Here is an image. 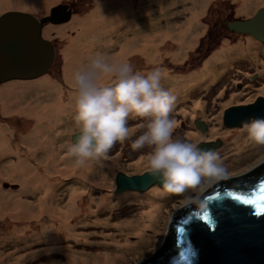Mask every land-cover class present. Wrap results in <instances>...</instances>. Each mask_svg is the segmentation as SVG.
<instances>
[{"label":"rangeland","instance_id":"1","mask_svg":"<svg viewBox=\"0 0 264 264\" xmlns=\"http://www.w3.org/2000/svg\"><path fill=\"white\" fill-rule=\"evenodd\" d=\"M66 1L0 0V17L8 12H18L26 13L39 20L41 17L51 15V11L49 12V10L52 8H54L52 12L55 10L62 12L64 9L59 8ZM77 1H81L82 6H77L74 3L72 9L67 7L70 11L72 10L68 20L55 23V25H46L42 28L41 36L43 39L53 42L55 46L54 59L48 72L33 79L12 80L0 85V187L6 193L19 189L21 185V177H8L7 175L9 174L3 170L4 163L14 161L9 160L7 157L18 158L15 154L8 155L7 149L15 150L22 148L23 144L28 145L31 141L26 142V140L34 139V135L38 133V127L41 130L46 125L49 127H53L54 125L59 126L63 121L66 124L62 126L60 131L68 132L69 123L74 121L75 92L72 84L73 73L82 67V62L86 64L89 57L96 53H103L108 57L111 55L110 59L119 61L115 57L119 49L117 46L119 43L116 46H113L111 42L108 46L105 44L108 40H114V38L123 41L125 36H120L119 32L126 30V25L114 34L113 31L108 29L97 28L98 17L100 15L98 13L97 0ZM192 3L193 0H164L162 9H158L156 7L158 6V2L154 3L146 0L144 4H146L145 13H147L148 20H146L145 26L141 28V32H138L136 28L134 36L130 34L132 33V29L128 30L126 36L136 37L137 43H140L144 33H148L149 35L156 33H165L167 35L169 33L170 36H166V38L157 42V45L162 42L175 44L176 41L172 38V34L173 32L178 31L179 33L182 31L189 22L192 17L189 11ZM253 3L246 11H239L238 0H212L209 3L198 2L194 9L200 10L202 8V12L195 18L196 22L192 26L191 31L186 34V37L191 36L192 46L182 57L176 59L169 54H163L159 56V59L151 60L140 52H133L127 59V62L132 64L134 70L147 72L158 68L160 71L172 73L169 78L171 80L173 77L186 80L202 66L201 62L209 59L224 41L235 45L239 41L249 38L254 42L253 46L247 48L250 49L249 52L247 51L250 54L249 56L233 60L229 67L224 69L222 75L214 77L213 82L208 81V83L204 84L206 85L205 87L204 85H197L195 88L185 90L187 96L184 97L183 102H175L173 110L170 113V118L175 122L174 139L198 142V144L208 141L220 142V146L216 148V152L219 153L227 169V174L223 177L226 179L240 177L264 163V158L261 161H259V158H256L259 153L264 154V146H254L248 139V145L241 146L237 137L233 140H228L223 132L228 131V135H231L229 131H240L243 126L227 128L222 121L223 112L227 108L242 105L250 100L253 101L257 95L264 96V76L252 68L254 63L249 64L250 59H259L257 64L263 65L260 70L264 69V64L261 62L262 56L257 57L254 55V53L261 52V47L264 48V44L250 35L230 32L225 27L226 23L230 20L251 18L255 15L257 9L264 6V1ZM108 12L109 10L106 8L103 14H107ZM63 15L65 16V14ZM84 24H90L91 28H84ZM167 28L170 29L169 32L166 31ZM91 29L95 35L99 36V41L95 43L92 40L87 44L89 48L87 47L86 56L82 61V45H84V43L82 44V36L85 35L84 32ZM71 48H75L77 53H72ZM164 48H166V45ZM176 84L177 82L175 81ZM175 85H172L170 81L166 82L165 85L162 83V86L170 91L176 88ZM40 86H42V90L38 92V87ZM45 96L48 99L44 100L43 97ZM196 102L198 105L193 107V104ZM69 107L72 108L69 109ZM63 109L66 110L63 111ZM37 112L39 113L36 114ZM49 112H51L50 115H48ZM59 117L63 120H59ZM23 118L27 120L29 125L24 133L25 136L22 133ZM197 119L205 122L207 125L205 131H200L195 126L194 120ZM128 123L130 128L136 130L135 133L123 143L115 144L109 152L108 159L101 160L100 162H93L92 160L89 164L88 168L93 171L90 173V178L97 179L102 175L108 177L107 183L103 186L92 182L90 191L94 197L109 194L112 198L113 209L107 210L103 215L92 214L88 227L83 228L82 232L94 233L95 235V231L100 233V235L114 234L116 233L115 230L107 227L103 229L102 224L99 226V223H96L95 217H107L110 224H115L116 222L130 219L133 215L139 214L142 211L141 207H138L137 211L135 210L137 205L131 204L133 201L118 202V197L127 193V191L121 195L114 193V177L118 171L129 175L141 174L147 171L145 168L146 153L150 149L145 147L133 151L130 147L132 140L143 131L141 124H144L145 121L140 118H130ZM69 133L72 132L69 131L66 136H59L58 144H64L69 148L72 143L70 141L71 134ZM195 133L198 135L194 138L193 134ZM46 135L49 139L54 137L53 132H46ZM60 139H62V142H60ZM32 142L42 143L38 139ZM37 154L39 155L38 151ZM67 160L72 161L75 158L69 157L61 161L60 166H67ZM104 161H109L108 163L113 161L114 163L107 164ZM138 165L139 167H135ZM104 167H106L105 170L107 169L105 172H103ZM80 170L81 167L71 171L74 172L72 174L77 175ZM82 171L87 170L82 167ZM61 182L64 184L62 180ZM4 184L12 185V187L5 188L3 187ZM209 186H204L201 189L183 195L169 194L167 198L165 197V201L160 202L161 211L163 212V230L157 236L152 237V240L147 245H140L137 237L133 234L126 235V238L135 245L132 247L135 250L128 249L124 251V253L126 252L125 258L120 261L117 260L112 264H143L150 257L156 255L170 222L177 211L191 202L197 203L200 196L205 192V188ZM149 191L150 189L145 194ZM61 193H63L61 201L65 202L67 198L64 196L63 188L56 191V194ZM145 194L136 193L138 196ZM85 198L81 196L82 202ZM115 198L118 199L114 200ZM138 200L135 198L134 201ZM81 214L85 216L83 212ZM9 222L5 216L0 214V252L2 253L0 264H49L52 259L53 261L54 259L63 261L61 255H59L63 252L54 248V245L48 244L45 240L30 239L22 244H18L15 241H7L6 239L8 238H5V235L7 231L6 227L10 224ZM17 231L23 235L21 231ZM83 247L84 243H82ZM89 247L88 245L85 246L87 250H91ZM18 257L22 258V262L17 263L15 261V258Z\"/></svg>","mask_w":264,"mask_h":264},{"label":"bare ground","instance_id":"2","mask_svg":"<svg viewBox=\"0 0 264 264\" xmlns=\"http://www.w3.org/2000/svg\"><path fill=\"white\" fill-rule=\"evenodd\" d=\"M150 1L154 3L158 2V6L156 7L162 9L164 0ZM210 1L212 0H193L192 6L189 8L192 16L189 22L182 31L179 33L178 31L175 33L173 32L172 34V38L176 41L175 44L162 42L157 45V42H160L166 38V36H170L169 33H167V35L165 33H156L158 35L144 33L140 43H137V38L133 37L136 28L138 32H141V28L145 26L146 20H148L147 13H145L146 4H144L146 0H97L99 8L98 13L100 14L97 28L108 29L113 31L114 34L126 25V30L119 32L120 36H125L123 41L114 38V40H108L109 42L107 41L105 44L108 46L111 42L113 46H116L117 43H119V45H117L119 49L115 55L116 59L119 61H127L128 56L133 52H140L151 60H155L156 58L159 59V56L163 54H169L171 57L178 59L192 46L191 36L186 37V34L191 31L192 26L196 22L195 18L202 12V8L200 10L194 9L196 3H209ZM262 1L264 0H238V10L246 11L254 4L253 2ZM106 8H108L109 12L103 14ZM50 24L55 25L47 21L43 24L42 28ZM84 28L90 29L91 25L84 24ZM130 29H132V33L130 34H133V36L127 37L126 34ZM166 31L169 32L170 29L167 28ZM84 34L85 35L82 36V44L84 43V45H82V61L86 56V49L89 48L87 44L92 40H94L95 43L99 41V36H97V34L95 35L92 29L84 32ZM165 45L166 48H164ZM253 45L254 42L249 38L244 41H239L235 45L224 41L209 59L205 62H201L202 66L188 79L182 80L173 77L171 80L169 78L172 73L161 71V82L165 85L166 82L170 81L172 85H175L176 81V88H173L171 92L176 96V102H183L184 97L187 96V90L195 88L197 85L203 86L208 83V81L211 82L214 77L222 75L224 69L229 67L233 60L243 59L245 56H249L250 54L247 53V51L249 52L250 49L247 48ZM71 52L75 54L77 50L71 48ZM254 55L257 57L262 56L261 62L264 64L263 47H261V52L254 53ZM110 57L111 55L109 58ZM258 61L259 59H250L249 64L254 63L252 68L264 76V69L260 70L263 65H258ZM84 65L85 64L82 62V66ZM5 77L9 79L0 82V85L12 80H18L12 79L8 73H5ZM205 86L206 85H204V87ZM41 87L42 86L38 87V92L42 90ZM43 99L46 100L48 98L45 96ZM197 105L198 103L196 102L193 104V107ZM70 108L72 107H69V109ZM65 110L66 109H63V111ZM38 113L39 112L36 114ZM50 114L51 112L48 113V115ZM59 120L63 119L59 117ZM245 122L246 121L243 120L242 124L244 125ZM64 124L66 123L62 121L59 126L54 125L53 127H49L46 125L41 130L38 127V133L34 135L33 140L38 139L42 143H33V140H26V142H31L28 143V145L23 144L20 149H7L8 155L15 154L19 159L11 156L7 157L9 160L14 161L4 163L3 170L9 174L7 175L8 177H21V185L19 189L8 191L7 193L6 191H2L0 187V214L5 216L8 222L11 219L9 222L10 224L6 227L7 231L5 238H8L6 239L7 241H15L18 244L25 243L26 240L31 239L38 241L45 240L48 244L54 245V248L63 252L59 254L63 261H57L55 259L53 261L52 259L49 264H112L117 260L120 261L125 258L126 252L124 253V251L128 249L135 250L132 248L135 245L126 238V235L133 234L137 237L140 245H147L152 240V237L157 236L158 233L163 230V212L161 211L160 202H164L165 197L167 198L169 194L162 195L158 191L159 186L157 185H152L145 190L124 189L116 193L118 188L116 176L118 173H123L128 177L139 176L144 173L129 175L122 171H118L114 177V193L116 195H121L126 191L127 193L118 197L119 199L115 198L114 200L118 199V202L127 200L133 201L131 204L137 205L135 210L137 211L138 207H141L142 211L139 214L137 213L138 215H133L130 219H125L115 224H110L107 217H95L96 223H99V226L102 224L103 229L107 227L111 230H115L116 233L114 234L100 235V233L95 231V235L94 233L82 232L83 228L88 227L92 214L103 215L107 210L113 209V202L109 194L94 197L90 191L92 182L99 186H103L108 181V177L104 175L97 179L89 177L91 176L90 173L93 172L92 169L88 168L92 160L87 161L83 165L78 164L76 160H67V166H60L61 161L71 156L68 152L69 148L66 145L61 143L58 144V137L61 135L66 136L68 132L71 131L72 133H69L71 134L70 141L73 142V135L77 132L74 121L69 123L68 132L60 131ZM22 127V133L24 134L29 127L25 118L22 119ZM46 132H53L54 137L49 139ZM223 133L228 140H233L237 137L239 138L238 141H240L241 146L248 145L247 136L242 133L241 130L229 131L231 135H228V131ZM197 135L198 134L195 133L193 137L195 138ZM60 142H62V139H60ZM64 153L66 154L64 155ZM256 158H259V161H261L264 158V154L259 153ZM93 162L98 161L93 160ZM104 162L107 164L114 163L113 161L110 163H108L109 161ZM80 167L81 170L77 175L72 174L74 172L71 170ZM82 167L87 171H82ZM135 167H139V165ZM105 168L106 167H104L103 172L107 170H105ZM61 180L66 184L65 186H63L64 184ZM130 183L142 184L140 181H130ZM61 188H63L64 196L67 198L65 202L61 201L63 193L56 194V191ZM149 189L150 191L145 194ZM206 191L207 190H205V192ZM136 193L145 195L138 196ZM81 196L82 198L86 197L83 202ZM135 198L139 200L134 201ZM82 212L85 216H82ZM17 230L21 231L23 235L19 234ZM82 243H84L83 248ZM57 245L59 246L57 247ZM86 245L90 246L89 248H91V250H87L85 248ZM91 251L92 253H90ZM156 255L150 257L147 262L151 261L153 258L155 259ZM0 256H2L1 252ZM15 261L20 263L22 262V258H15Z\"/></svg>","mask_w":264,"mask_h":264},{"label":"water","instance_id":"3","mask_svg":"<svg viewBox=\"0 0 264 264\" xmlns=\"http://www.w3.org/2000/svg\"><path fill=\"white\" fill-rule=\"evenodd\" d=\"M67 7L68 4H62L59 8L64 9L62 12H52V8L51 15L39 20L18 12L0 17V82L9 79L5 73L12 79H33L49 70L55 46L41 36L42 26L47 21L55 24L68 20L71 11ZM226 29L250 35L264 44V6L251 18L228 21ZM251 118L264 119V98L249 105L227 108L222 121L227 128L242 127V121ZM194 124L201 131L207 126L199 119L194 120ZM198 146L215 150L220 142H201ZM237 178L235 184L220 183L215 190L204 192L197 203L191 202L179 209L158 250L168 247L169 256L145 264H264V163ZM116 182V193L159 186L158 178L148 171L131 177L118 173ZM236 196L252 203L245 204L235 199Z\"/></svg>","mask_w":264,"mask_h":264},{"label":"clouds","instance_id":"4","mask_svg":"<svg viewBox=\"0 0 264 264\" xmlns=\"http://www.w3.org/2000/svg\"><path fill=\"white\" fill-rule=\"evenodd\" d=\"M161 80L158 68L141 72L103 53L89 57L72 77L77 132L69 155L80 165L108 159L115 144L135 133L129 119L140 118L145 121L143 131L130 147L133 151L150 149L145 168L158 178L162 195H183L222 179L227 169L218 152L173 138L175 122L170 113L176 96ZM241 131L254 146H264V119H250Z\"/></svg>","mask_w":264,"mask_h":264},{"label":"flooded vegetation","instance_id":"5","mask_svg":"<svg viewBox=\"0 0 264 264\" xmlns=\"http://www.w3.org/2000/svg\"><path fill=\"white\" fill-rule=\"evenodd\" d=\"M72 5H74V3H70V4H68V6L72 9ZM72 11V10H71ZM42 18V17H41ZM225 27H226V25H225ZM258 98H264V96H261V95H257L256 96V98L252 101V100H250V101H247L246 103H243L242 105H249V104H252L256 99H258ZM243 126V125H242ZM200 130V129H199ZM206 130V129H205ZM204 130V131H205ZM201 131V130H200ZM216 151V150H215ZM239 178H236V177H234V178H232L231 180L229 179H226V178H222V179H220V180H218V181H216L215 183H213V184H211L209 187H207V188H205V190L207 189L208 191H213V190H215L217 187H218V185L220 184V183H223V184H225V185H233V184H235L236 182H237V180H238Z\"/></svg>","mask_w":264,"mask_h":264},{"label":"trees","instance_id":"6","mask_svg":"<svg viewBox=\"0 0 264 264\" xmlns=\"http://www.w3.org/2000/svg\"><path fill=\"white\" fill-rule=\"evenodd\" d=\"M75 1V2H74ZM65 4H70V3H76L77 6H82V2L81 1H77V0H67L66 2H64ZM62 3V4H64ZM77 8V7H76ZM50 11V10H49ZM168 247H164V249L160 252H158V257L157 258H153L151 261H149L148 263L152 262V261H157V260H165L166 257L169 256V249H167Z\"/></svg>","mask_w":264,"mask_h":264},{"label":"snow or ice","instance_id":"7","mask_svg":"<svg viewBox=\"0 0 264 264\" xmlns=\"http://www.w3.org/2000/svg\"><path fill=\"white\" fill-rule=\"evenodd\" d=\"M234 198L237 199V200H243V203H245V204L252 203V201H249V200L243 199L242 197H239V196H236V197H234Z\"/></svg>","mask_w":264,"mask_h":264}]
</instances>
